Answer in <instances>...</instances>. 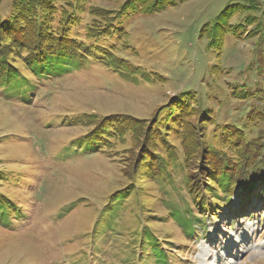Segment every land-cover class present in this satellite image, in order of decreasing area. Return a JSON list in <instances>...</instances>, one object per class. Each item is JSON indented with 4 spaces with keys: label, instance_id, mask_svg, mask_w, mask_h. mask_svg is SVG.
<instances>
[{
    "label": "rangeland",
    "instance_id": "obj_1",
    "mask_svg": "<svg viewBox=\"0 0 264 264\" xmlns=\"http://www.w3.org/2000/svg\"><path fill=\"white\" fill-rule=\"evenodd\" d=\"M11 4L0 264H264V0H0V20ZM69 35L79 67L34 75Z\"/></svg>",
    "mask_w": 264,
    "mask_h": 264
},
{
    "label": "trees",
    "instance_id": "obj_2",
    "mask_svg": "<svg viewBox=\"0 0 264 264\" xmlns=\"http://www.w3.org/2000/svg\"><path fill=\"white\" fill-rule=\"evenodd\" d=\"M168 5L169 3L165 2V5H162V7H158V10L161 11ZM19 13H20V8L14 6V4H11L9 14L7 16L9 18L8 21L10 22L8 21L4 22L3 20H0V31L1 30L4 31L5 29H10V27L8 26H11L10 23ZM54 38L57 40L59 39L57 38V36ZM63 41H66V43L60 45V43L57 42L51 47V48H54V47L56 48L52 50H44L41 52L42 54L40 53L39 56L32 58V61H31L32 65L29 67L31 68V71L33 72L34 75L37 73L38 70L42 71L41 68L57 70L60 73L61 72L63 73L66 71L76 70L79 67V63L81 61H78L77 56L74 57V55H72V54H75V53H72V51H75V50H73L72 47L64 48L63 46V45L67 46L71 44L75 45L76 44L75 41H77L76 37L74 35H69L66 38H64ZM19 76H20L19 71L13 66H10L9 62L5 60L2 56H0V87L8 85L12 80H15ZM103 129H106V126ZM252 177L255 178V175L253 174ZM211 179L214 181L215 187L220 192V195H218L217 192H214L212 190L215 203L219 204V203L226 202L228 192H230L231 189L235 187V182H236L235 174L231 173L230 170H226L225 168L219 172H216L213 176H211ZM206 206L207 204L205 203V200H202L200 207L205 208ZM1 210L2 208L0 207V215H1ZM181 210H185V211L181 212ZM169 213L172 215L174 220H176L180 224V227L189 233L188 234L189 237H192L196 234L198 229L195 226L198 227L201 224L202 218H196L194 220V216L192 215L191 210L188 208V206L183 207V209L176 207V209L174 210L172 209L169 210ZM193 221H196L197 223L195 224V226L192 225ZM200 226L202 227L203 225H200ZM149 238L151 241L156 242L152 234H150ZM152 251L153 250H151L152 257H155V253H153Z\"/></svg>",
    "mask_w": 264,
    "mask_h": 264
}]
</instances>
